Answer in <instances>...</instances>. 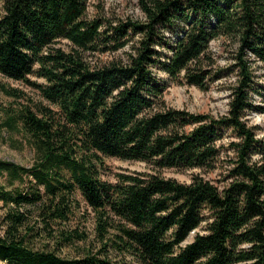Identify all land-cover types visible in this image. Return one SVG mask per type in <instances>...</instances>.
Segmentation results:
<instances>
[{
	"label": "trees",
	"instance_id": "trees-1",
	"mask_svg": "<svg viewBox=\"0 0 264 264\" xmlns=\"http://www.w3.org/2000/svg\"><path fill=\"white\" fill-rule=\"evenodd\" d=\"M88 2L0 0V75L41 98L0 83L13 102L0 131L33 151L30 166L0 159V260L264 264V139L246 119L264 113L252 68L264 69V0H136L142 17L119 20L88 16ZM218 38L234 46L224 67L209 51ZM232 73L222 115L163 98L169 81L205 90ZM106 157L151 169L105 179ZM163 168L203 174L185 183Z\"/></svg>",
	"mask_w": 264,
	"mask_h": 264
},
{
	"label": "rangeland",
	"instance_id": "rangeland-1",
	"mask_svg": "<svg viewBox=\"0 0 264 264\" xmlns=\"http://www.w3.org/2000/svg\"><path fill=\"white\" fill-rule=\"evenodd\" d=\"M88 16H103L110 20H119L131 18H141L142 14L137 8L136 0H89L87 7ZM61 47L68 49V44L62 40ZM233 45L225 41L223 38L214 39L209 44V51L214 59L213 67H224L232 62ZM124 50L114 53H96L88 55L87 59L91 64H101L109 61L113 57L122 56ZM255 80L264 83V69L259 61L252 64ZM234 73L227 77L215 80L209 83L208 88L203 90L196 86H188L169 81L163 98L165 102L174 108H184L191 112L208 113L212 116L224 114L228 108L229 85L235 81ZM0 83L10 84L14 87L21 88L33 101H41L38 93L22 83L13 82L10 79L0 75ZM252 101L256 104L261 103V97L252 93ZM12 100L0 93V109L10 105ZM3 115L0 110V121ZM249 125L256 128L258 137L264 139V113L251 112L246 115ZM0 159L11 161L24 166H30L33 161V151L25 142V136L21 132L10 131L6 128L0 131ZM105 163L107 170L103 172V178L112 179L115 172L126 171H150V167L141 161L121 160L114 157H106ZM165 177L175 178L180 182L188 183L192 174L203 172L199 169L180 170L176 168L161 169L159 171ZM206 175V174H205ZM209 176V175H208ZM210 176H213L211 174ZM1 182V180H0ZM1 205V203H0ZM76 224V223H75ZM86 227L88 233L92 230L91 216L81 222ZM80 245L76 244L72 247H65L60 252L63 256H76L80 250ZM0 264H8L0 260Z\"/></svg>",
	"mask_w": 264,
	"mask_h": 264
}]
</instances>
